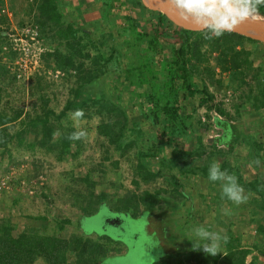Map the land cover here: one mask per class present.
Wrapping results in <instances>:
<instances>
[{
    "label": "rangeland",
    "instance_id": "obj_1",
    "mask_svg": "<svg viewBox=\"0 0 264 264\" xmlns=\"http://www.w3.org/2000/svg\"><path fill=\"white\" fill-rule=\"evenodd\" d=\"M36 1L0 0V38L4 39L6 33L19 38L26 32L29 25L34 23L35 15L38 14ZM232 1L234 0L226 2L229 4ZM167 2L174 12L187 14L177 0H167ZM113 3H111V16L106 20L101 19V24L95 33H90L88 37L83 38L85 44L89 46L88 50L91 54L100 52L105 57L109 55L114 57V60L109 63V76L104 74L91 86L83 87L81 90L83 95L77 102H83L89 96L87 93L89 90L102 94L105 100H114L120 92L124 107L122 108L127 112L128 125L132 126L133 123H138V129L148 130L150 129L147 127L149 121L145 122L144 116L148 114L147 109L149 108L142 100L135 98V95L138 96L141 91H137L138 89L132 85L126 75L121 76L122 80H118V83L113 78L116 73L120 74V70L123 72L127 70L126 64H135L133 53L129 51L132 47H128L132 38L125 34L126 31H123L127 26L125 16L136 12L137 17L141 16L148 30L152 22H150V16L145 12L142 0L138 4L137 10L133 8V5L125 4L124 0ZM96 6L95 2L94 8ZM96 16L97 21L98 14ZM1 20L4 23H1ZM112 24L120 29L121 33L115 32L111 28ZM90 26L96 28V25L90 24ZM29 36H34L32 31L29 32ZM53 38L46 41L47 47L48 44L51 46L54 43L52 44L54 47H50L52 49L65 36L58 39ZM89 40L97 42L94 49L91 45L93 41L88 43ZM252 41L254 42L243 45V49L251 51L252 54L248 64L242 65L239 70L223 71L219 53L211 50L207 45L202 48L203 51H206L207 61L197 64L199 67L193 69L196 78L194 82L201 81L203 78L207 82H211L209 90L213 94L215 102L222 104L223 110L235 115L236 118L228 119L232 124L231 128H234L224 133L227 134L230 131V136L226 140L228 145L218 144L220 148L218 150L224 152L222 153L224 157L216 156L210 164L203 162L205 159L203 157L195 165L198 169H194V174L188 177V182L182 183V187L186 190L194 188V175L197 174V171L201 173V168L206 169L208 166L210 168L213 163H218L221 166L222 162L226 163L224 166L222 165V170L227 171L230 167L244 168L246 172L243 173V183L248 181L256 183L257 180L264 182L263 168L261 170L259 165H246V161L244 163L245 159L250 158V154H256L253 139L257 142L261 141L260 144L264 143V128L260 126V122L264 119V108L258 111L261 112L260 118H258V112L253 109L254 105L251 104V98L253 99V95H257L258 84L264 80V44ZM175 42L171 39L162 42L166 47L163 53L165 57L170 55L172 48H178V44ZM0 47H2V43H0ZM161 58L157 57L155 63H158ZM3 60L9 75H0V112L8 117H12L16 112H22V115L9 125L6 131L8 135L18 133L19 137L10 142L7 149L0 148V179L5 178V181L10 183L8 190L0 191V236L4 229L8 228L13 238L19 237L21 234L44 236L49 233H54L59 238H68L73 234L84 233L83 227H85V234L90 238L96 239L97 235L103 233L123 244L120 251H115L114 255L124 254L105 264H145L147 255L151 256L156 264L162 257L169 255L173 260L181 258L182 252H188L191 246L195 245L194 241H197L194 228L203 225L206 230L221 234V243L217 253L225 248L223 244L228 238L232 241H239L244 249L251 250L255 255H259V252L264 253V234L257 233L258 227H264V200L259 197L255 200L249 197L245 205H237L221 196L220 193V199L215 203V198L203 190V194L195 192L192 194L194 204L198 208L195 211H192L193 208H191L189 214L185 213L186 209L182 207L178 216L163 215L166 202H162L161 199L158 200V205L152 215L145 213L142 206L138 207L139 217L119 211L122 198L132 194H136L137 197L143 196L146 191L149 194L160 193V195L166 196L167 192L173 189L172 181L169 178L146 181L141 177L137 168L140 161L137 159L136 150L139 148V144L144 148L150 146L148 140L152 137L151 133L144 131L146 133L144 137H137V135L129 133L131 127L124 128L123 134L126 135L127 144H133L132 147L124 149L120 142L111 144L108 139L99 135L97 127L101 120L86 105L79 110H82L83 116L77 117L75 115L77 112H68L59 120L55 116L50 117L47 128L51 129V132L47 134L48 129H44L42 124H35L34 119L44 116L43 108H48L59 115L66 100L71 98V90L78 86L76 78L68 76L61 78L59 76L60 79L59 77L54 79V74L49 69L52 67L46 62L42 63L43 71L40 68L36 72L27 74V77L37 74L40 76L39 80H32L31 76L30 79L28 77L29 81L26 79L19 80V82L12 79L13 73L15 74L17 69L15 65H11L15 61L13 54H4ZM209 70L210 72H208ZM105 84L108 85L110 94L105 93L107 92L104 90L105 87L107 88ZM29 86H31L30 89ZM262 88L264 89L263 86ZM146 89L147 87L143 86V92ZM243 101L249 104L240 110V116H238V112L235 113L234 109H237ZM194 102H197L196 99ZM185 106L186 113L192 114L195 120H205L204 108H196L195 105V111L192 101L188 100H186ZM242 111L248 114L244 116ZM211 116L215 117L216 113L211 112ZM109 118L113 123L118 121L114 116H109ZM28 121L32 122V125H29ZM204 124L205 127H202L200 132L204 133L206 144L221 136L220 128L213 126L212 120L210 125H207L206 122ZM119 128L120 126H116L112 131L116 132ZM259 128L261 131L263 129V132ZM81 131L86 135L71 144L62 142L65 136ZM242 132L247 133L250 138L243 135L235 136ZM191 133L192 131L185 137L182 136L181 140L186 141V138L190 136L193 138ZM232 136L234 137L232 138ZM135 138L138 139L134 140ZM176 139L180 140V137ZM132 141L139 144L131 143ZM206 151L208 153L211 149ZM259 154L264 156L263 151H259ZM155 161L149 159L141 162L148 164L149 172H151L153 170L151 163ZM242 163L244 165H241ZM261 185L264 187L263 183ZM215 187L217 186H213V188ZM218 190L222 192L221 187ZM247 193L251 196L254 194L245 192V195ZM185 201L189 204L188 200ZM88 204L89 211L94 215L84 220ZM224 204L225 206L230 205L229 210L222 209ZM240 205L244 206L245 210L249 208L250 211H241ZM113 213L119 216L124 215L127 219L122 218L123 222H120ZM243 213L244 216H242ZM240 216L242 217L239 218ZM246 219L248 222L244 225L243 222ZM58 222L65 226L63 231L57 229ZM83 233L81 235H84ZM155 238L159 241L158 246L149 248L154 245ZM207 260L211 261L212 259L208 257ZM35 264H44V262L38 259ZM147 264H153V261L149 258Z\"/></svg>",
    "mask_w": 264,
    "mask_h": 264
},
{
    "label": "trees",
    "instance_id": "obj_2",
    "mask_svg": "<svg viewBox=\"0 0 264 264\" xmlns=\"http://www.w3.org/2000/svg\"><path fill=\"white\" fill-rule=\"evenodd\" d=\"M119 1L120 0L36 1L38 14L35 15L34 21H36L37 30L40 34L39 38L42 40L43 47L45 48L44 54L41 55L39 59L40 66L38 70L41 68L43 71L42 63L47 62L50 64V67H52L49 69H51L53 74L60 72L63 74V76H60L61 78L64 76H68L69 78L75 77L78 86L71 90V98L66 100L59 115H56L55 112L48 108H43V112H45L44 116L34 119V123L42 124L44 129L47 130L50 117L55 116L56 119L59 120L63 118L66 113L77 112L82 109L83 106L88 105L92 112L96 113L101 120L97 127L99 135L108 139L111 144L120 142L124 149L132 147L133 144H127L126 135L123 134L124 128L131 127L129 133L131 135H137V137H144L146 135L144 131L150 132V136L152 137L148 140L150 143L148 148H144L136 141L131 142L139 144V148L136 150L137 159L140 161L137 164V168L141 177L146 181L169 178L172 181L171 185L173 189L168 191L166 196L160 195V193L149 194L147 191L143 196L139 197H137L136 194H132L129 197L122 198V201H120L122 206L120 205L118 210L125 211L129 215H133V217H139L138 207L142 206L145 209V213L152 215L153 210L158 205V200L161 199L162 202H166L165 204H167L163 215L172 217L173 206H171V204L175 198L174 196L177 197L176 199L181 198L188 200L189 198L185 195L182 184L179 183L177 177H188V175L194 174L195 165L200 162L203 157L205 158L203 162L205 161L207 164H210L211 160H214L216 156L220 155L224 157V154H222L224 152L218 150L220 149L218 144L228 145L226 140L230 136V131L227 134L224 133L230 129H234L231 128L230 125L232 124H230L229 120L231 118H236L235 115L223 110L222 104H217L215 102L214 96L209 90V84H211V82H207L204 78L201 81L194 82L196 78L194 77L193 69L199 67L197 64L207 61L206 51H203L202 48L207 45L211 50L219 53L220 65L223 71L239 70L242 65L248 64L252 54L251 51L243 49L244 43H253L254 41L224 30L217 36L215 31H213V27L204 32H161L151 25L148 30L145 22L141 16L137 17L136 12H131V15H126L127 26L123 31H126L125 34H128L132 38V42L128 43V47H132L129 51L133 53L135 64H126L127 70L124 72L120 70V74L116 73L113 80H116L118 83V80H122L121 76L124 77L126 75L131 80L132 85L138 89L137 91H141L138 96L135 95V98L137 97L136 100H142L146 104V107L149 108L147 109L148 114L144 116V119L145 122L149 121L150 124V129L143 131L141 128H137L138 123H133V127L130 124V126L128 125L126 119L127 112L123 109L120 92L115 96L114 100H105L102 94L100 95L89 90V92H87L89 96L85 98L83 102H77L79 97L83 95V92H81L83 87L91 86L95 80L101 79L104 74L109 76V63L111 60H114V57L112 55L105 57L100 52L91 54L88 50L89 46L85 44L83 38L88 37L90 33H95V30L98 29L97 27L101 24V19L106 20L111 16V5L114 4L113 2ZM242 1L256 6L264 13V0ZM90 2L97 3L96 8L88 7V13L98 14L99 19L97 21L96 19H92V15L89 16V21L84 17L86 11L83 10ZM124 2L130 6L133 5V8L136 10L139 7V3L136 0H124ZM3 20H1V23H4ZM90 24L96 25V28L91 27ZM111 28L115 32L121 33L120 29H117L114 24L111 25ZM64 36L65 38L58 42L54 49H52L54 47L52 44L54 43L51 44L52 48H50L51 46L49 44V48L47 47V40L54 39L53 37L57 39L59 37L63 38ZM170 39L176 41L175 43L178 44V48H172L168 58L163 55L166 47L162 42ZM90 41H93L91 45L94 49L97 42L89 40L88 43ZM0 43L6 44L8 48L10 47L7 38H0ZM237 48H240V50H237ZM12 54L15 53L12 52ZM157 57L162 58L158 63H155ZM167 58L168 60H166ZM115 62L117 61L115 60ZM48 64L46 65L48 66ZM189 64L191 65L190 68ZM5 67L6 65L0 66L1 76L9 75ZM208 72H210V70ZM31 76L32 75H30L29 79ZM12 77V79L15 80L14 76ZM31 79L37 81L40 79V76L36 74L32 76ZM106 86L107 88L105 87L104 90L107 92L105 93H109L108 85ZM143 86L147 87L145 92H143ZM262 86L264 87V80L258 84L257 95H253V99L251 98V104L254 105L253 109L256 110V112L264 108V89ZM30 88L31 86H29V89ZM195 99L197 102H194ZM186 100L189 102L192 101L193 108L196 105V108L205 109L204 122L210 125V121L213 119V126L220 128L221 136L213 141L214 145L208 143L206 147L202 144L203 138L199 136L196 140L197 146L195 149L183 150L182 147L179 148V146H176L172 150L170 158L160 157L164 145L174 141V139L176 140L178 137L187 135L190 131L201 134V128L205 127L202 120H195L192 114L186 113ZM246 104L249 103L243 101L238 105L237 109H234V112H238L237 114L240 116V110L244 109ZM196 108H194L195 111ZM211 112L216 113L222 119L210 117ZM260 113L261 112H258V118H260ZM246 114L248 113L243 112L244 116H246ZM21 115L22 112H16L12 117H8L0 112L1 149H7L8 144L19 137L18 133L8 135L6 131L7 127L20 118ZM109 116H114L118 121L113 123ZM28 124L32 125V122L28 121ZM116 126H120V128L116 132H113L112 130ZM260 126L264 128V119L260 122ZM47 131V134H50L51 129ZM261 132H263V129ZM239 135L250 138L248 137L249 135L244 132L235 136L238 137ZM72 136L73 134L65 136L62 142L64 144L73 143L76 139L72 138ZM233 137L234 136H232V138ZM137 139L138 138H135L134 140ZM121 140H124V142H121ZM259 142L261 143V141ZM259 142L253 139L256 154H250V158L245 159V164H249V166L259 165L258 167L262 170V168L264 169V156L263 154H259V151H263L264 153V143L260 144ZM211 146L213 148H211ZM207 148L211 149L208 153H206ZM155 157L159 158L161 167H158L159 169L156 174H152L149 172L148 164L141 161L151 160ZM222 163L223 166L226 164L225 162ZM173 169L177 170L175 175L171 173ZM242 169L243 168L230 167L227 172L237 177L239 184L244 188L245 192H252L258 195L260 199L264 200V187L261 185L263 183L264 186V182H259L257 180L256 183L250 181L243 183ZM203 172H206V169L203 168ZM169 201H171L170 204H168ZM87 209L88 211H86ZM87 209H85L86 218L84 220L94 215L89 211V204L87 205ZM56 227L58 230L63 231L65 226H63L61 222H58ZM83 230L84 233H82L85 236L81 235V233L73 234L68 238H59L54 233H49L44 236L21 234L19 237L13 238L10 229L5 228L0 236V264H35L38 259L43 260L44 264H105L108 263L109 260L118 258L124 254L114 255V252L120 251V247L123 245L120 241L113 240L110 236L108 237L103 233L97 235L98 237H96V239H93L86 236V228L83 227ZM257 233L264 234V227H258ZM119 238H121V236H119ZM194 242V246H197V241ZM223 245L225 248L214 256L192 245L188 252H182V256L178 260H173L169 255L168 257H162L156 264H264L263 252H259L261 256L255 255L251 250L242 248L240 242L235 240L232 241L229 238ZM251 255L253 256L251 257ZM208 257L212 260L208 261Z\"/></svg>",
    "mask_w": 264,
    "mask_h": 264
},
{
    "label": "water",
    "instance_id": "obj_3",
    "mask_svg": "<svg viewBox=\"0 0 264 264\" xmlns=\"http://www.w3.org/2000/svg\"><path fill=\"white\" fill-rule=\"evenodd\" d=\"M145 12L150 16L152 26L161 32L166 31H186V32H204L226 18H230V31L243 37L261 42L264 44V13L256 6L242 0H234L213 14L195 17L188 14H179L173 11L167 0H142ZM250 4L251 9L245 7L242 11H237V6ZM149 22V23H150ZM117 218L127 219L126 216H119L113 213Z\"/></svg>",
    "mask_w": 264,
    "mask_h": 264
},
{
    "label": "clouds",
    "instance_id": "obj_4",
    "mask_svg": "<svg viewBox=\"0 0 264 264\" xmlns=\"http://www.w3.org/2000/svg\"><path fill=\"white\" fill-rule=\"evenodd\" d=\"M179 2L188 11L201 9L203 13L210 16L214 12V8L209 5L208 0H179ZM245 7H247L249 10L251 9V5L246 4L237 6V11H242ZM226 29H230V18L224 19L222 22L213 27V31H215L217 36L221 34L222 30ZM75 115L77 117L83 116L82 110L77 111ZM212 121L214 122L213 119ZM84 135H86V133L81 131L79 133H74L72 138L79 139ZM208 180L211 182H221L222 196L234 202L235 204L238 205L246 201L247 197L245 195L244 188L239 184L237 177L233 174H229L226 170H222L218 163H213L210 166ZM117 219L120 220V222H123L121 217H118ZM193 231L197 237V248L202 249L205 253H210L212 255L217 254V249L219 248L221 240V234L219 232L208 231L203 225L195 227ZM158 243V239L155 238L154 245L149 248L158 246ZM149 258L154 264V259L149 255L145 257V264H147Z\"/></svg>",
    "mask_w": 264,
    "mask_h": 264
},
{
    "label": "crops",
    "instance_id": "obj_5",
    "mask_svg": "<svg viewBox=\"0 0 264 264\" xmlns=\"http://www.w3.org/2000/svg\"><path fill=\"white\" fill-rule=\"evenodd\" d=\"M94 3L95 2H90V3H88L87 4V6H86V8H84V10L83 11H86L85 12V14H84V17L86 18V20H90V18H89V16L90 15H92V19L94 20V19H96V14L95 13H88V7H93L94 8ZM85 15H87V16H85ZM244 120V119H243ZM202 121H204V119L202 120ZM147 127H149V124H147ZM189 133V132H188ZM187 133V134H188ZM203 134V135H202ZM191 135H192V137L193 138H191V136L189 137V138H186V141L184 140V139H182L181 140V138H182V136L180 137V140H175L174 142H170V143H168L167 145H164V148H163V152H162V154L160 155V157H165V158H170V155H171V152H172V150L176 147V146H179V148H181L182 147V149L183 150H192V149H195V147L197 146V142H196V140L198 139V137L199 136H201L202 138H203V140H202V144H204V146L206 147V140H205V136H204V133L202 132L201 134H197L196 132H192L191 133ZM186 135H184L183 137H185ZM214 141V140H213ZM213 141L211 142L212 144H213ZM193 142V143H192ZM209 142H207V144H208ZM210 144V143H209ZM214 145V144H213ZM208 146V145H207ZM211 148H213L212 146H211ZM206 150H209L208 148L206 149ZM206 153H207V151H206ZM239 156V155H238ZM152 160H156L154 163H151V166H153V170H151V172L150 173H155L156 174V172L158 171V167H161V164L158 162L159 161V158H157V157H155V158H153ZM244 163H245V160H244ZM244 163H242L241 165H244ZM239 165V164H238ZM247 165V164H246ZM221 168H222V165L220 166ZM195 168H197V167H195ZM207 168H209V166L207 167ZM206 168V169H207ZM260 169V168H259ZM259 169H258V172H259ZM242 171V173H244V172H246V170H244V168L241 170ZM208 172H209V170H206V172H203V168H201V173H199L198 171H197V174H195L194 175V182H193V187L194 188H192L191 190H186L184 187H183V189H184V193H185V195L187 196V198H188V201H189V204L187 203V201H185V199H181V198H179V199H176L177 197H175L174 198V200H173V203L171 204V206H173V208H172V212H173V215H179L181 212H180V210H182L183 208L182 207H185V209L186 210H184V212L185 213H187V214H189V212H191V208H193V210L192 211H195V209H197L198 207L194 204V200H193V196H192V194L195 192L196 194H199V193H206V194H208L209 196H211V197H214L215 198V203H216V201L217 200H219L220 199V193L222 194V192H219V190L218 189H220V187H221V182H211V181H209L208 180ZM171 173L173 174V175H175L176 173H177V170L176 169H173L172 171H171ZM203 174H205V175H203ZM263 176V175H262ZM188 177H189V175H188ZM188 177H185V178H183V177H177V179H178V181H179V183H185V182H188ZM217 186V187H215V188H213V186ZM203 190H204V192H203ZM248 194V193H247ZM246 194V197H247V199L250 197V199H257L258 198V195H256V194H253L252 196L251 195H247ZM222 196V195H221ZM247 199H246V201L245 202H243V203H241L242 205H245L246 204V202H247ZM170 202L171 201H169V203L168 204H170ZM213 202V203H214ZM230 204V203H229ZM221 205V204H220ZM242 205H240V208H241V211H245V212H249L250 210H248L249 208H247V206H246V208H247V210H245V207L244 206H242ZM166 206H167V204H166ZM166 206H165V208H166ZM217 206H219V205H217ZM229 207H230V205H228V206H225V204L223 205V207H222V209L223 210H229ZM163 210H165L164 208H163ZM242 216H244V213H243V215ZM242 216H240L239 218H241ZM242 219H244V218H242ZM247 219L243 222V224L244 225H246L247 224ZM228 230V228L226 229V231ZM226 241V240H225ZM239 242V241H238ZM241 244V243H240ZM242 245V244H241ZM242 248H243V245H242ZM246 249V248H245ZM253 255H251V257H252Z\"/></svg>",
    "mask_w": 264,
    "mask_h": 264
},
{
    "label": "built area",
    "instance_id": "obj_6",
    "mask_svg": "<svg viewBox=\"0 0 264 264\" xmlns=\"http://www.w3.org/2000/svg\"><path fill=\"white\" fill-rule=\"evenodd\" d=\"M35 22L36 21L29 25V28L26 29V32L22 34V38H15L9 33L4 34V39H8L10 47L8 48L6 44H2V47H0V66L4 64L6 65L3 60L4 54L9 55L12 54V52L15 53L13 54L15 61L11 65H15L17 68L15 74L13 73L16 81L26 80L29 77H27V74H31L33 71L36 72L40 66L39 59L45 52V48L43 47L42 40L39 38L40 34L37 30V25ZM31 31L33 32L34 36H29V32ZM59 76H63V74L56 72L53 77L54 79H58ZM215 117L220 119L218 115ZM9 185L10 183L5 181V178L0 179V191L8 190Z\"/></svg>",
    "mask_w": 264,
    "mask_h": 264
},
{
    "label": "bare ground",
    "instance_id": "obj_7",
    "mask_svg": "<svg viewBox=\"0 0 264 264\" xmlns=\"http://www.w3.org/2000/svg\"><path fill=\"white\" fill-rule=\"evenodd\" d=\"M226 1L227 0H208V3L210 6H212L214 8V11H217V10L222 9L223 7H228V4ZM177 2L181 5L179 0H177ZM219 6H221V7H219ZM182 8L187 12L188 15H191V16L201 17L204 15H207V14L203 13V11L201 9H196L195 11H188L183 6H182ZM261 28L264 29V27H261Z\"/></svg>",
    "mask_w": 264,
    "mask_h": 264
},
{
    "label": "flooded vegetation",
    "instance_id": "obj_8",
    "mask_svg": "<svg viewBox=\"0 0 264 264\" xmlns=\"http://www.w3.org/2000/svg\"><path fill=\"white\" fill-rule=\"evenodd\" d=\"M140 2H141V0L138 1V3H140Z\"/></svg>",
    "mask_w": 264,
    "mask_h": 264
}]
</instances>
